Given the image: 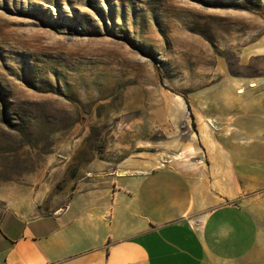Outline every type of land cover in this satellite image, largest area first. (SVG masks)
I'll list each match as a JSON object with an SVG mask.
<instances>
[{
  "label": "rangeland",
  "instance_id": "rangeland-1",
  "mask_svg": "<svg viewBox=\"0 0 264 264\" xmlns=\"http://www.w3.org/2000/svg\"><path fill=\"white\" fill-rule=\"evenodd\" d=\"M207 148L264 167V0H0V188L30 216Z\"/></svg>",
  "mask_w": 264,
  "mask_h": 264
},
{
  "label": "crops",
  "instance_id": "crops-1",
  "mask_svg": "<svg viewBox=\"0 0 264 264\" xmlns=\"http://www.w3.org/2000/svg\"><path fill=\"white\" fill-rule=\"evenodd\" d=\"M205 159L124 161L36 216L25 191L0 188V264H264V167Z\"/></svg>",
  "mask_w": 264,
  "mask_h": 264
}]
</instances>
